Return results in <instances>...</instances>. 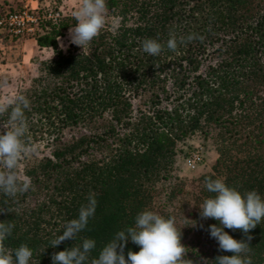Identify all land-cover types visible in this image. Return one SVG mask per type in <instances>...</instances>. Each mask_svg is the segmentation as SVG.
<instances>
[{"label":"trees","instance_id":"1","mask_svg":"<svg viewBox=\"0 0 264 264\" xmlns=\"http://www.w3.org/2000/svg\"><path fill=\"white\" fill-rule=\"evenodd\" d=\"M108 23L90 49L57 45L76 23L46 15L56 1L37 2V23L29 35L39 50L55 55L34 60L35 75L18 92L30 101L26 142L37 152L18 171L33 188L12 199L0 193V222L15 227L9 250L27 244L30 264H52L51 256L93 239L90 260L118 231L134 226L144 210L176 220L181 243L193 264H215L218 243L206 230L217 221L201 220L199 206L212 195L206 178H222L241 193L264 198V0H107ZM113 18L120 21L113 33ZM195 33L199 37L150 56L142 41L166 44ZM7 118H0V129ZM197 137L215 158L209 170L180 177V146ZM35 148V147H34ZM95 215L75 240L57 247L65 222L77 218L89 193ZM184 216V217H183ZM203 224V228L199 227ZM234 239L246 237L225 228ZM252 264H264V220L249 233ZM45 249V251H44ZM139 247L129 240L124 254ZM44 251V252H43Z\"/></svg>","mask_w":264,"mask_h":264},{"label":"clouds","instance_id":"2","mask_svg":"<svg viewBox=\"0 0 264 264\" xmlns=\"http://www.w3.org/2000/svg\"><path fill=\"white\" fill-rule=\"evenodd\" d=\"M107 14V0H79L73 12L76 23L68 31L69 43L78 46L81 52L90 49L93 40L108 23ZM119 27L120 21L113 18V33H118ZM198 38L195 33L179 38L170 35L166 44L146 38L142 41V50L150 56H158L165 47L176 52L180 45L186 46ZM61 47L66 46L61 43ZM52 52L50 61L55 50L52 49ZM0 88L7 90L0 96V118H7L6 128L0 129V193L15 199L33 188L31 178L18 171L20 162L36 151L26 142L29 128L26 111L30 108V101L24 94L10 89L7 80L0 81ZM204 187L212 195L206 197L198 207L200 219L217 221L206 230L218 243V250L231 253L217 256L215 264H252L248 242L253 237L249 233L264 220V198L256 190L241 193L227 185L222 178H206ZM96 206L95 193L90 192L87 203L79 209L78 217L65 222L62 234L50 241V247L55 248L66 240H75L94 217ZM0 212H9V209L3 208ZM184 219L190 223L183 227H197L196 221ZM14 227L11 221L0 222V264H30L33 250L27 244L13 250H9L5 244ZM183 227H177L174 217L166 218L157 212L144 210L135 217L134 226L118 231L101 248L97 257L90 260L91 252L96 247L95 240L83 238L82 244L53 253L52 264H193L187 258L189 248L181 243ZM199 227L204 226L199 224ZM225 228L240 230L246 240L234 239L224 231ZM129 240L139 247V251L129 250L126 259L124 249Z\"/></svg>","mask_w":264,"mask_h":264},{"label":"rangeland","instance_id":"3","mask_svg":"<svg viewBox=\"0 0 264 264\" xmlns=\"http://www.w3.org/2000/svg\"><path fill=\"white\" fill-rule=\"evenodd\" d=\"M39 4L44 5L50 0H33ZM56 7L61 11V14L65 17H73V12L78 7L79 0H55ZM30 3L34 6L31 0H0V16L7 12H15L26 4ZM67 30L62 37L57 38V45L62 50H65L69 43V36ZM12 39V40H11ZM19 38H10L0 30V81L7 80L9 88L18 91L19 89L26 88L29 85L30 79L35 75L34 60H43L51 56V52L48 50H39L35 44V41L29 45L26 42L23 55L29 56V58L16 55L6 57V48L10 41H14ZM61 43L65 45V48L61 47ZM9 52V51H8ZM15 54V53H14ZM6 65V66H4ZM7 90L0 88V96H3ZM36 151L35 155H40L37 151L41 149L40 145L34 146ZM33 147V148H34ZM181 155L177 160L176 170L180 177L186 179H192L198 174L206 172L215 155L208 143L201 141L197 137H191L185 141L181 146ZM198 154L197 160H193V156Z\"/></svg>","mask_w":264,"mask_h":264},{"label":"built area","instance_id":"4","mask_svg":"<svg viewBox=\"0 0 264 264\" xmlns=\"http://www.w3.org/2000/svg\"><path fill=\"white\" fill-rule=\"evenodd\" d=\"M31 2L34 3V6L28 3L18 11L7 12L0 16V30L4 31L10 38H22L31 35L37 23L35 16L37 3L33 0ZM60 14L61 11L57 10L47 14L46 19L55 22L60 17ZM198 157V154H195L193 160H197Z\"/></svg>","mask_w":264,"mask_h":264},{"label":"crops","instance_id":"5","mask_svg":"<svg viewBox=\"0 0 264 264\" xmlns=\"http://www.w3.org/2000/svg\"><path fill=\"white\" fill-rule=\"evenodd\" d=\"M26 42L29 43V45H30L34 41L32 39H30L28 36H25V37H22L19 39H15L14 41H10L9 45H7V47L3 46V48H6V52H5L6 57L12 56L11 58H14L16 55H19L23 58H25V57L29 58V56H27V54L23 55V51H24V47L26 46ZM4 66H6V65H4Z\"/></svg>","mask_w":264,"mask_h":264}]
</instances>
